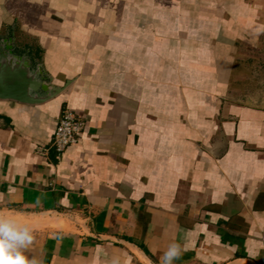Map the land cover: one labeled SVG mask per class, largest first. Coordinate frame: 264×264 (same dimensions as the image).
<instances>
[{"label":"crops","instance_id":"1","mask_svg":"<svg viewBox=\"0 0 264 264\" xmlns=\"http://www.w3.org/2000/svg\"><path fill=\"white\" fill-rule=\"evenodd\" d=\"M258 45L264 0H0V55L62 88L0 98V216L61 218L24 255L160 264L175 242V264H264ZM65 107L84 125L56 152Z\"/></svg>","mask_w":264,"mask_h":264},{"label":"water","instance_id":"2","mask_svg":"<svg viewBox=\"0 0 264 264\" xmlns=\"http://www.w3.org/2000/svg\"><path fill=\"white\" fill-rule=\"evenodd\" d=\"M22 55L8 51L0 55V98H9L26 103L43 102L62 88L54 87L48 80L39 79L41 70L29 67ZM41 91L38 93L37 89Z\"/></svg>","mask_w":264,"mask_h":264},{"label":"clouds","instance_id":"3","mask_svg":"<svg viewBox=\"0 0 264 264\" xmlns=\"http://www.w3.org/2000/svg\"><path fill=\"white\" fill-rule=\"evenodd\" d=\"M33 239L32 230L28 226L0 216V264H42L24 255V250L32 244ZM186 250L187 243L183 246L175 242L169 244L160 258V264H175Z\"/></svg>","mask_w":264,"mask_h":264},{"label":"built area","instance_id":"4","mask_svg":"<svg viewBox=\"0 0 264 264\" xmlns=\"http://www.w3.org/2000/svg\"><path fill=\"white\" fill-rule=\"evenodd\" d=\"M84 121L72 111L65 107L60 114L53 132L50 148L56 152L63 151L68 145L76 141L78 133L83 128Z\"/></svg>","mask_w":264,"mask_h":264},{"label":"rangeland","instance_id":"5","mask_svg":"<svg viewBox=\"0 0 264 264\" xmlns=\"http://www.w3.org/2000/svg\"><path fill=\"white\" fill-rule=\"evenodd\" d=\"M258 48H259V51L257 52V54H258V58L260 59L261 57V51H262V49H263V51H264V46L262 47L261 45H258ZM255 68H258V65L257 66H255ZM260 68V67H259ZM256 72H255V74H257V76L255 77V79H254V81L253 82H249V83H254L255 84V82L257 83H260V80H261V78H260V75H261V73H260V71L259 70H255ZM239 75H237V78L239 79V80H234L233 81V86H236V85H234L235 83H236V81H238L237 83H239V82H241V81H243L245 78H246V76H245V72H241V73H238ZM241 84H243V83H240V85ZM244 85H245V82H244ZM247 85V84H246ZM245 85V86H246ZM49 217L50 218H52V220H54L55 221V225H52V223H49L48 222V219H49ZM58 219H60L61 220V218L59 217V216H56V215H50V216H43V217H39V218H35V219H33V221L35 220V221H38V223H32L31 221H30V224H20V225H26V226H28L30 229H33V228H35V229H52V228H54V227H58L59 225H56L57 224V222H59V221H57Z\"/></svg>","mask_w":264,"mask_h":264}]
</instances>
